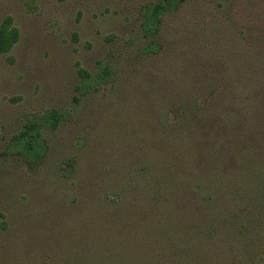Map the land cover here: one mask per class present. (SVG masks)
Returning a JSON list of instances; mask_svg holds the SVG:
<instances>
[{
    "label": "rangeland",
    "instance_id": "obj_1",
    "mask_svg": "<svg viewBox=\"0 0 264 264\" xmlns=\"http://www.w3.org/2000/svg\"><path fill=\"white\" fill-rule=\"evenodd\" d=\"M156 1L0 0V25L17 30L0 52V264H264L259 221L222 210L192 244L146 212L155 176L198 163L179 116L264 97V0H185L147 36L139 9ZM100 60L111 82L79 94V70ZM47 108L67 118L44 131L43 157L7 154Z\"/></svg>",
    "mask_w": 264,
    "mask_h": 264
},
{
    "label": "trees",
    "instance_id": "obj_2",
    "mask_svg": "<svg viewBox=\"0 0 264 264\" xmlns=\"http://www.w3.org/2000/svg\"><path fill=\"white\" fill-rule=\"evenodd\" d=\"M184 1L158 0L142 5L139 9L141 31L147 36H154L162 16L175 11ZM16 39L15 28L0 25V52L10 47ZM149 49L154 51L156 48ZM78 73L76 90L81 95L111 82L112 70L101 60L96 63L94 72L80 69ZM259 96L235 103L229 110L211 117L206 115V109L196 117L179 116L181 119L178 122L185 123V134L194 144L192 153L198 157V163L189 164L186 155L187 167L180 169V176L163 177L166 179L164 183L157 176L152 180L148 199L150 207L146 212L153 229H158L159 225L166 229L177 228L182 237L194 244V240L199 238V228L212 224L214 214L216 220L221 219L224 215L222 210L225 209L231 212L223 221H240V218L247 222L259 221L264 225V97ZM66 118V112L56 108H47L28 118L21 130L11 136L5 152L19 155L26 163L39 160L47 148L44 131L57 129ZM201 160L210 162V166L204 170ZM160 183L164 189L159 190ZM178 188L194 191L184 192L177 199L167 194V191L173 192ZM189 193L191 197H188ZM115 197L110 200L115 201ZM120 211L118 209L112 213L111 219L122 220L121 217L117 218ZM134 216L131 214L127 219ZM164 233L167 239L173 235L171 232ZM205 235L206 238L210 236L208 233ZM117 263L123 264L120 260Z\"/></svg>",
    "mask_w": 264,
    "mask_h": 264
}]
</instances>
